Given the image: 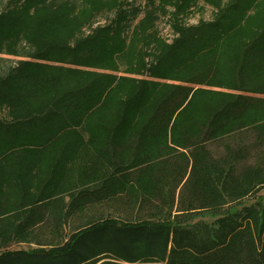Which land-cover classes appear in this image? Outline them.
<instances>
[{
  "label": "trees",
  "instance_id": "trees-1",
  "mask_svg": "<svg viewBox=\"0 0 264 264\" xmlns=\"http://www.w3.org/2000/svg\"><path fill=\"white\" fill-rule=\"evenodd\" d=\"M147 1L6 0L0 250L36 247L0 264H264V202L184 222L264 185L263 151L241 166L264 146V0ZM199 2L212 20L186 25Z\"/></svg>",
  "mask_w": 264,
  "mask_h": 264
},
{
  "label": "rangeland",
  "instance_id": "rangeland-1",
  "mask_svg": "<svg viewBox=\"0 0 264 264\" xmlns=\"http://www.w3.org/2000/svg\"><path fill=\"white\" fill-rule=\"evenodd\" d=\"M130 3H132L134 6H141V8H144V6L147 4V0H129ZM6 3V0H0V11L4 7ZM172 10V9H169ZM214 9L210 6L205 5L203 2H199L197 6L193 7L191 9V13L189 16L185 19L186 25H196L201 20L202 21H210L213 18ZM143 17V13H140V15L136 18L134 21V25L138 23V21ZM105 17H100L98 23L93 26L95 28L98 25H104L105 24ZM86 33H89L88 30H85ZM156 31L158 32L159 36L163 38L167 43H172L174 38L177 37V35L174 33V30L171 28V19L169 15L161 16L159 20L156 22ZM221 91H225L222 89H217ZM0 118L1 119H7V115L4 111H0ZM251 144L254 142L251 140ZM210 151L216 156V157H225L226 152L220 145L211 144L208 146ZM260 151L264 152V146L261 149H252L251 150V158L249 160L242 164L249 165L254 164L256 155L259 154ZM247 185H241L238 186L234 185L232 190V196L228 195L226 193H223V199L226 200V203L223 205L220 215H213V214H207V213H195L194 215H191L184 219L185 223H189L188 225H199V224H207L210 226V228H214V223L219 219L222 218V216H226L228 214H234L237 212H241L245 208L255 206L257 204H262L264 202V185L258 186L256 188H252V190L248 193H244ZM231 194V193H230ZM238 194V195H237ZM68 201V198L66 199ZM18 207V206H17ZM200 212V211H199ZM0 227H2V231L7 232L6 236H10V233L12 229L15 228V226L18 224L16 220H10L8 219V216L1 217L0 220ZM1 236V235H0ZM27 238V237H26ZM32 238H28V241H20V240H13L7 247L1 249L3 250H16V249H24L29 250L35 248V244H33Z\"/></svg>",
  "mask_w": 264,
  "mask_h": 264
}]
</instances>
